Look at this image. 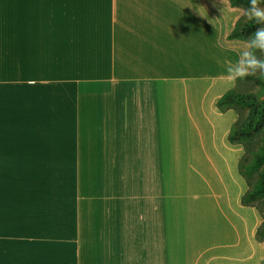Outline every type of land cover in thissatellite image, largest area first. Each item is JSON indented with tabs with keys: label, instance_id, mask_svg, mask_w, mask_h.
Returning <instances> with one entry per match:
<instances>
[{
	"label": "crops",
	"instance_id": "obj_1",
	"mask_svg": "<svg viewBox=\"0 0 264 264\" xmlns=\"http://www.w3.org/2000/svg\"><path fill=\"white\" fill-rule=\"evenodd\" d=\"M243 15L0 0V264H264L236 113L216 106Z\"/></svg>",
	"mask_w": 264,
	"mask_h": 264
},
{
	"label": "trees",
	"instance_id": "obj_2",
	"mask_svg": "<svg viewBox=\"0 0 264 264\" xmlns=\"http://www.w3.org/2000/svg\"><path fill=\"white\" fill-rule=\"evenodd\" d=\"M231 6H249L248 0H228ZM261 5L264 6V3ZM259 24L254 20H248L241 17L235 24L232 31L228 34V39H238L247 41L249 36L253 35ZM244 79L252 80L255 83L264 82V76L259 74L248 76ZM257 93L237 91L234 88L224 92L217 100L216 106L220 111L226 109H234L238 107H248L246 116L239 117L232 125L227 139L231 143H242L244 146V154L238 162V172L244 178L246 190L240 198V202L245 206H253L258 211V203L264 198V138L257 150L249 151L245 141L251 131L256 129L264 118V107L258 104ZM248 153L251 157H248ZM257 171V177L252 179L251 171ZM255 238L258 241L264 240V220L256 229ZM263 264V263H261Z\"/></svg>",
	"mask_w": 264,
	"mask_h": 264
},
{
	"label": "clouds",
	"instance_id": "obj_3",
	"mask_svg": "<svg viewBox=\"0 0 264 264\" xmlns=\"http://www.w3.org/2000/svg\"><path fill=\"white\" fill-rule=\"evenodd\" d=\"M249 7L244 9L248 20L256 24H264V0H248ZM257 52L260 55H257ZM229 79L235 83L250 75L264 76V28H258L254 35L247 40V49L241 53L240 58L234 63H229L227 69Z\"/></svg>",
	"mask_w": 264,
	"mask_h": 264
},
{
	"label": "rangeland",
	"instance_id": "obj_4",
	"mask_svg": "<svg viewBox=\"0 0 264 264\" xmlns=\"http://www.w3.org/2000/svg\"><path fill=\"white\" fill-rule=\"evenodd\" d=\"M242 7H244V9H246L249 6L242 5ZM261 7H264V6L261 5ZM243 17H246L245 14L243 15ZM258 28H264V24H259ZM257 55L259 56L260 53L257 52ZM234 89L237 91H242V92L257 93L258 104L261 107H264V82L255 83L249 79H241V80L236 81V85H235ZM233 110L236 113V120H237L239 117L246 116L249 109H248V107H238L237 105H235ZM263 138H264V118H263L262 122H260L259 126L256 129H253L251 131V133L249 134V136L247 137V139L245 141V144L247 145V148L249 149V151L257 150V148L260 145V143L262 142ZM243 148H244V146H243ZM247 155H248V157H251L250 153H248ZM251 176H252V179H255L257 177V171L256 170L251 171ZM257 207H258L259 212L262 216V219L264 220V198L258 203Z\"/></svg>",
	"mask_w": 264,
	"mask_h": 264
},
{
	"label": "bare ground",
	"instance_id": "obj_5",
	"mask_svg": "<svg viewBox=\"0 0 264 264\" xmlns=\"http://www.w3.org/2000/svg\"><path fill=\"white\" fill-rule=\"evenodd\" d=\"M228 170V168H226ZM226 169H223V171H226Z\"/></svg>",
	"mask_w": 264,
	"mask_h": 264
}]
</instances>
